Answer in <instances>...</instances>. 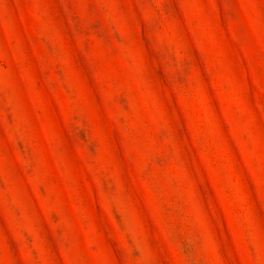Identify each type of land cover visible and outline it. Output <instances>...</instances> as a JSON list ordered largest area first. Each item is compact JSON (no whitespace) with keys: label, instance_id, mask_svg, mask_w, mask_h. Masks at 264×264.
<instances>
[{"label":"rangeland","instance_id":"374dc122","mask_svg":"<svg viewBox=\"0 0 264 264\" xmlns=\"http://www.w3.org/2000/svg\"><path fill=\"white\" fill-rule=\"evenodd\" d=\"M0 264H264V0H0Z\"/></svg>","mask_w":264,"mask_h":264}]
</instances>
